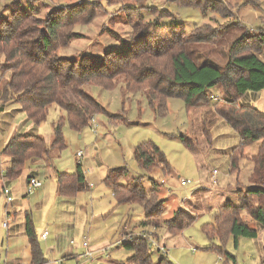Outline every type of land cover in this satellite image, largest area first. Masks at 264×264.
Masks as SVG:
<instances>
[{
  "label": "rangeland",
  "instance_id": "rangeland-1",
  "mask_svg": "<svg viewBox=\"0 0 264 264\" xmlns=\"http://www.w3.org/2000/svg\"><path fill=\"white\" fill-rule=\"evenodd\" d=\"M84 1H99L102 7L90 22L73 27V32L79 37L57 50L61 57L79 58L83 54L102 57L107 50H122L129 46L134 29L127 19V14L132 13L127 7H137L147 22L158 20L169 26L157 32L158 36L152 39L154 45L162 46L170 39L179 37L182 35L181 29L188 34L194 27L206 24L217 30L223 28L225 35L216 42L197 46L199 64L205 61L222 67L227 62L233 41L244 33L264 32V0H224L229 11L226 18L215 12L202 13L199 9L178 6L165 0H0V18L11 14L14 9L35 8L36 16L44 20L57 7ZM2 57L0 55V59ZM9 76L8 72L3 74L1 83L8 80ZM121 87L120 80L110 90L94 84L85 85L86 92L108 113L120 115L111 119L103 113L95 115L90 126L81 132L72 130L64 121L62 135L65 148L50 149L46 157L49 165L46 167L48 176L43 181L44 196L37 202L31 201L33 193L28 196V209L37 236L44 230L48 231V237L39 239L46 264L83 262V259L76 258L60 259L65 252L79 251L83 235L89 243L99 245L94 253V258L98 257L96 260L105 264H123L132 254L122 244H118L127 231L144 232L153 239L157 235L174 264H225V256L214 251L212 245H222L234 257V263L229 260L227 264H264V227L246 211H242L240 216L257 230V236L239 237L236 247L231 236L224 238L222 244L218 238L209 240L201 230L204 223L213 220L219 206L227 201L237 205L238 193L250 187L249 177L253 169L250 159L257 154L260 141L244 147L242 155L238 157V169L232 171L230 156L241 139L215 112L213 105L216 100L186 109L181 99L171 98L167 100L165 115L158 116L148 105L143 92L124 93ZM211 93L218 99L221 97L216 89L211 90ZM240 102L264 111V90L250 93ZM64 115L62 109L52 105L46 119L35 126L22 113L14 118L11 126L9 121V125L0 130V135L12 136L20 128V131L40 135L50 148L53 124ZM181 135L191 138L193 147L185 146ZM143 142L154 143L164 153L170 168L168 174H164L161 169L145 173L138 166L133 149ZM78 151L83 152L80 160L76 157ZM77 163H82L86 181L92 184V188L58 203L55 171L72 174ZM116 167L128 169V174L121 180L123 184L138 176L143 177L142 184L147 191L153 183L156 184L158 198L163 200L164 206L158 228L142 229L140 224L144 215L141 205L116 204L111 190L102 183L107 173ZM213 169L218 171L215 185L211 184L210 177ZM181 180H188L189 183L183 186ZM13 191H17L15 196H20L23 190L19 189L17 183ZM257 202L255 198L253 205ZM5 203L4 196L0 194V218L3 220L6 217ZM181 208L192 212L195 221L181 232L170 234L163 222ZM21 236L16 235L14 247L17 249L24 247ZM10 238L5 229L0 227V264H4L7 249L12 252ZM191 247L196 250L192 251ZM150 248L156 263L159 252L153 243Z\"/></svg>",
  "mask_w": 264,
  "mask_h": 264
},
{
  "label": "trees",
  "instance_id": "trees-1",
  "mask_svg": "<svg viewBox=\"0 0 264 264\" xmlns=\"http://www.w3.org/2000/svg\"><path fill=\"white\" fill-rule=\"evenodd\" d=\"M182 7L199 9L202 13L215 12L222 17L229 16L224 0H165ZM98 1L72 3L55 8L46 19L36 16V9H14L11 14L0 18V77L6 72L9 78L4 83L0 79V100H13L19 105L27 119L39 125L46 119L48 109L58 106L65 113L53 124L52 142L47 147L40 135L15 134L5 144L1 154L9 159L5 177L12 181L20 178L25 165L32 159H43L50 149L65 148L62 124L81 132L95 115L110 114L85 90V85L94 84L103 89H113L122 82L124 93L143 92L148 105L158 116H164L168 99H181L186 109L209 104L211 90L216 89L221 97L213 107L217 115L240 137V144L230 156L232 171L238 169V157L245 146L260 141L258 152L251 157V185L238 193V204L227 201L219 206L211 222L202 225V233L209 240L231 236L235 247L239 237L255 238L257 230L250 227L240 216L246 213L264 227V111L251 105L242 104L240 99L253 92L264 90V32L244 33L230 45L228 59L218 67L208 62L198 63L197 46L216 42L225 35L223 28L217 30L206 24L196 26L185 34L181 29L179 37L170 39L164 45H154L157 32L168 25L159 21H145L137 7H127L132 13L127 19L134 29L130 45L122 50H107L102 57L83 54L79 58L61 57L57 50L66 46L79 34L73 32L76 24L90 22L101 9ZM165 17V16H164ZM179 25V24H178ZM157 34V35H156ZM108 113V114H107ZM185 146L193 147L191 138L181 135ZM133 157L138 166L151 173L161 169L170 172L164 153L151 142H143L133 149ZM128 174L126 167L111 169L102 179L117 205L139 204L143 209L141 227H159V219L164 211L163 200L158 198V189L153 183L150 190L142 184L138 176L127 184L121 180ZM57 194L72 198L78 192L88 189L82 171L77 163L72 174L56 172ZM257 204L253 205V200ZM24 234L28 239L31 263L45 264L46 259L39 243L30 211L24 213ZM195 221V215L185 209H177L171 218L163 222L170 234H177ZM131 251L123 264H174L167 254H162L154 263L151 240L148 236H135L122 243ZM214 251L225 256V264L234 261L221 246L212 245ZM234 263V262H233Z\"/></svg>",
  "mask_w": 264,
  "mask_h": 264
},
{
  "label": "crops",
  "instance_id": "crops-1",
  "mask_svg": "<svg viewBox=\"0 0 264 264\" xmlns=\"http://www.w3.org/2000/svg\"><path fill=\"white\" fill-rule=\"evenodd\" d=\"M9 111H12V112L9 113ZM22 113L25 115L24 112L19 110V105L17 103H15L14 101L10 100L7 103H2V101L0 100V130L5 129V127L7 125H9V121H11L10 122V126H11L14 118H16L19 114L21 115ZM20 130H22V129L17 128L14 131L13 135H15V134H27V133L37 135V134L31 133L29 131H20ZM10 137H11L10 134H8L6 136L4 134L0 135V187H1L0 194L2 196H4L3 195V186L5 185L11 190L12 194L14 195V193H17V191H13V187L17 183L19 185V189H21L23 191H22V194L20 196L14 195L15 199H14V202L11 206L12 220L8 223L7 229H5L7 237H11L10 239H12L13 249H12V252H9V250L7 249L6 255H5V260L3 263L5 264L8 261H10L9 262L10 264H32L28 239L24 234V219L23 218H24V213L26 211H29L28 202L30 201V199L28 196L33 193L31 195L32 196L31 201H33V202L39 201L44 196V186L42 185V187L37 188L33 192L28 194L27 193V183H28L29 179L32 177L33 178H39L42 181L46 180V178L48 176V173H47L48 168H46V167L49 165V160H48V158H46V157H48V155H47L43 159H32V160L28 161L25 165V169H24L22 176L16 180H12V181L7 180L5 177V173L1 177V170H4V172H5V168L7 165H9V162H10L9 159L2 157V154H1L5 144L7 143L8 139ZM81 165H82V163H81ZM82 168H83V165H82ZM83 170H84V168H83ZM56 172L57 171H55V178H56ZM84 176H85V180H86V172H85ZM2 178H3V181H2ZM90 184H88V190H90L92 188V186H89ZM55 194H56V200L58 203L66 200L64 197L58 196V194H57V183H56ZM4 207H5V205H4ZM1 220L3 221V219H1ZM1 222H0V227H1ZM144 228H142V229L144 230ZM127 232H129V231H127ZM44 233H46V236L43 238L42 234H44ZM17 234L23 235V236H21V237H23V240H24V247L22 249H17L16 247H14V245L17 241L16 240ZM46 237H48V231L44 230L40 233L39 239H45ZM83 237H86V236L83 235L82 240H83ZM154 239H155L156 244L163 246L165 249H167L164 244L160 243L157 235ZM88 243H89V241H88ZM89 246L92 250H94L96 252V249L99 245L89 243ZM84 251H85V249L82 247V241H81V246L79 247L78 252H73V251L65 252V253L61 254L62 256L60 259H62V261L65 259H69V258H76L77 260L83 259L84 260L83 262L78 261L79 264H105L102 261L96 260V259H98V257L94 258V256H93V258H94L93 261L86 259L83 256ZM157 251H158V249H157ZM166 254H167V250H166ZM161 255H162V253L159 252V256L156 258V261L159 259V257ZM44 257H45V254H44ZM46 263H47V260H46ZM119 264H122V263H119Z\"/></svg>",
  "mask_w": 264,
  "mask_h": 264
},
{
  "label": "built area",
  "instance_id": "built-area-1",
  "mask_svg": "<svg viewBox=\"0 0 264 264\" xmlns=\"http://www.w3.org/2000/svg\"><path fill=\"white\" fill-rule=\"evenodd\" d=\"M211 97H212L213 100H217L218 99V96L212 95ZM93 123H94V120H93ZM76 157H77L78 160H80V158L82 159L83 152H81V151L76 152ZM82 171H83V174H85V170H83V168H82ZM217 172H218L217 169H213L211 174H210L211 184L212 185L216 184ZM4 173H5L4 170H1V177L3 176ZM2 181H3V178H2ZM180 183H181V185L185 186L186 184L189 183V181L188 180H181ZM42 185H43V181L41 179L33 178V177L30 178L28 183H27V193L29 194V193L33 192L35 189L42 187ZM89 186H92V185L90 184ZM3 195H4L5 200H6L5 207H4L5 208L6 217L1 222V227L3 229H7L8 223L12 220L11 206H12V204L14 202L15 197L13 196L11 190L5 185L3 186ZM140 235L147 236V234H144V232H136V233L125 232L121 236L120 240L118 241V244H122L123 242L130 241V240L133 239V237L140 236ZM45 236H46V233L42 234L43 238ZM150 240H151V244L152 243L155 244V246H156V248L158 249L159 252H161L162 254H166V249L163 246H160V245L156 244V242H155V240L153 238H150ZM70 242L73 243V240H71ZM82 247L85 249V251L83 253V256L86 259L93 261V259H94L93 256H94L95 251L90 248L86 237H83ZM191 250L195 251L196 249L194 247H191Z\"/></svg>",
  "mask_w": 264,
  "mask_h": 264
}]
</instances>
